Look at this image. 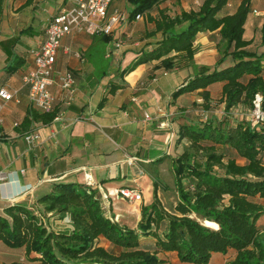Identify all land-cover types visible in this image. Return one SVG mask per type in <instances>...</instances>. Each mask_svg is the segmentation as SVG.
Listing matches in <instances>:
<instances>
[{
	"label": "crops",
	"instance_id": "0c3cea01",
	"mask_svg": "<svg viewBox=\"0 0 264 264\" xmlns=\"http://www.w3.org/2000/svg\"><path fill=\"white\" fill-rule=\"evenodd\" d=\"M203 1L167 0L137 20L129 19V0H113L108 19L123 15L125 20L114 26L107 42L104 35L94 37L84 30L74 31L62 40L55 67L57 73L73 75L74 100L67 103L55 76L56 84L50 91L56 97L59 117L50 125L32 122L24 130L22 123L36 110L24 81L35 67L33 52L44 43L50 20L72 9L73 4L71 0H0V89L14 93L1 113L0 174L5 179L0 180V215L10 205H17L39 216V198L49 194L56 184L86 185L88 175L94 182L89 188L97 191L106 217L138 230L143 207L155 201V184L160 185L161 172L170 163L173 166L181 152L179 133L184 116L194 110L195 102H202L201 91L174 98L194 74L192 67L167 71L159 61L139 63L154 40L149 38L154 30L150 18L157 17L159 9L171 15L181 10L196 11ZM242 1L231 0L224 14L235 13ZM263 23L264 0H252L245 38L254 40L258 54L264 53ZM219 40L218 31L197 36V66L214 67L219 58ZM217 95L221 99V93ZM30 133L40 136L31 148L25 141ZM172 170L174 173V167ZM27 186L32 189L27 190ZM121 188L138 189L142 201L123 200L116 194ZM160 197L158 186L157 199ZM105 243L101 239L100 246L110 249ZM154 243L153 238H141L144 249L153 250ZM236 255L234 251L213 254L209 264H228ZM24 256V250L0 242V264L21 262ZM158 258L160 264H192L182 262L176 252H159Z\"/></svg>",
	"mask_w": 264,
	"mask_h": 264
},
{
	"label": "trees",
	"instance_id": "16d2710c",
	"mask_svg": "<svg viewBox=\"0 0 264 264\" xmlns=\"http://www.w3.org/2000/svg\"><path fill=\"white\" fill-rule=\"evenodd\" d=\"M129 1L132 19L150 14L167 0ZM230 1L204 0L196 11L174 15L159 9L158 16L150 18L154 30L149 38L154 40L139 63L159 61L167 71L190 66L194 74L174 98L201 91L202 102H195L194 110L184 116L179 133L183 149L173 160L179 195L174 214L158 207L157 183L155 201L143 207L138 230L107 218L97 191L87 185L56 184L37 200L39 216L17 205L0 215V242L25 251L23 261L11 264H160L159 252H176L186 263L209 264L213 254L230 251L237 254L231 264H255L245 253L252 248L263 252L258 223L264 217V128L246 121L233 126L203 120L202 114L211 110L215 93H221L226 112L255 109L257 97L264 111V53L258 54L254 40L245 38L252 0H243L235 13L224 14ZM217 31L216 64L197 66V36ZM261 36L264 43V23ZM102 37L107 42L111 34ZM58 117V110H32L23 129L32 122L50 125ZM142 237L155 240L153 250L142 248ZM101 239L120 251L100 246Z\"/></svg>",
	"mask_w": 264,
	"mask_h": 264
},
{
	"label": "built area",
	"instance_id": "2783aa9c",
	"mask_svg": "<svg viewBox=\"0 0 264 264\" xmlns=\"http://www.w3.org/2000/svg\"><path fill=\"white\" fill-rule=\"evenodd\" d=\"M71 2L73 4L72 9L64 10L50 20L46 28L44 43L38 50L33 52L35 67L24 79L26 86L29 88V100L34 109L40 112L49 113L55 110L56 97L50 91V87L56 84L55 76L58 79L60 88L66 94L68 104L74 100L76 95L73 75L68 72L57 73L55 67L63 38L79 30H84L90 36L110 35L114 26L120 20H125L123 15H116L108 19V11L113 0H71ZM136 19H141V15H138ZM117 47H119V44ZM65 51H68V49H65ZM13 98V92L5 88L0 89V125L3 123L1 113L4 106ZM256 101L259 102L258 99ZM258 111L255 112L257 122L263 117L260 110ZM149 118L150 116L146 115V119ZM39 140L40 136L36 133L25 136V141L30 148ZM4 179L3 174H0V180ZM86 185L88 187L94 185L92 178L88 175L86 176ZM26 189L31 190L32 186H27ZM116 194L129 203H140L143 199V194L138 189L121 188L116 191Z\"/></svg>",
	"mask_w": 264,
	"mask_h": 264
},
{
	"label": "rangeland",
	"instance_id": "374dc122",
	"mask_svg": "<svg viewBox=\"0 0 264 264\" xmlns=\"http://www.w3.org/2000/svg\"><path fill=\"white\" fill-rule=\"evenodd\" d=\"M213 98L214 100L211 110L202 113L204 115V116L202 115L203 120L212 118L216 121H226L227 124L233 126L238 121H246V122H250L253 125V127L259 126L258 127L259 129L264 128V111H262L261 109V102H262L261 97H257L259 102L256 101L255 105L257 106V108L255 109H249L246 106V107L234 108L230 112L225 111V106L220 102L219 95H217V93L213 95ZM258 110H260L263 116L262 119L259 120V122H257L258 120L256 118V113L259 112ZM182 149H183V143L180 150L181 152ZM239 163L242 164L243 162L240 161ZM169 166H170L169 168H165L164 171L161 172L160 185H157V187L159 186L161 189V197L160 200L158 201L159 202L158 207L161 210L165 211L166 213L174 214L175 206L179 202V195L177 193L178 190L176 189L175 186L176 177H174L175 175L172 170L173 168L172 163H170ZM218 172L221 174L223 173L221 170H218ZM134 187L135 184L133 185L132 188ZM261 203L264 205V201H261ZM193 217H195V215H193ZM46 218L49 217L47 216ZM198 220L202 221L201 219ZM202 222L204 224L208 222L207 225L209 226L210 223L209 221H202ZM258 226L261 228L260 244L263 252H261L260 249L252 248L247 253H245V256L250 257L253 263L255 264H264V217L259 221ZM105 245L110 247L111 251H113L114 253H118L120 251V249L112 248L111 246H109L110 245L109 243H105ZM228 264H231V262Z\"/></svg>",
	"mask_w": 264,
	"mask_h": 264
},
{
	"label": "bare ground",
	"instance_id": "6f19581e",
	"mask_svg": "<svg viewBox=\"0 0 264 264\" xmlns=\"http://www.w3.org/2000/svg\"><path fill=\"white\" fill-rule=\"evenodd\" d=\"M209 226H212L213 228H217L218 227V225L216 223H213V222H210Z\"/></svg>",
	"mask_w": 264,
	"mask_h": 264
},
{
	"label": "water",
	"instance_id": "95a60500",
	"mask_svg": "<svg viewBox=\"0 0 264 264\" xmlns=\"http://www.w3.org/2000/svg\"><path fill=\"white\" fill-rule=\"evenodd\" d=\"M207 223H208V222H207ZM207 223L204 224V225L207 226V227L213 228L212 226H208ZM218 228H219V227H217V228H213V229H218Z\"/></svg>",
	"mask_w": 264,
	"mask_h": 264
}]
</instances>
